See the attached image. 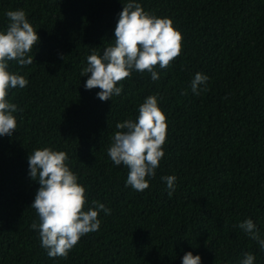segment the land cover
<instances>
[{"label":"trees","instance_id":"trees-1","mask_svg":"<svg viewBox=\"0 0 264 264\" xmlns=\"http://www.w3.org/2000/svg\"><path fill=\"white\" fill-rule=\"evenodd\" d=\"M128 0H0L6 13L22 9L40 39L33 63L9 62L25 88L9 89L17 129L0 136V264H182L191 251L201 264H241L264 250L239 225L251 218L264 238V0H136L145 11L170 17L182 33V52L171 67L133 70L109 100L84 87L87 57L114 43ZM207 91L192 92L196 73ZM90 75V74H89ZM205 87L204 85L201 86ZM157 95L166 114L165 152L149 187L126 186L128 169L107 154L116 124L135 120L139 106ZM50 147L67 164L99 212L100 228L84 235L67 259L49 257L31 207L38 181L28 156ZM175 175L169 196L161 177Z\"/></svg>","mask_w":264,"mask_h":264},{"label":"clouds","instance_id":"clouds-1","mask_svg":"<svg viewBox=\"0 0 264 264\" xmlns=\"http://www.w3.org/2000/svg\"><path fill=\"white\" fill-rule=\"evenodd\" d=\"M6 15L10 23L6 31H0V136L14 133L17 129L14 113L22 111L9 101V89H23L28 84L24 75L9 71V62L15 61L21 67L31 65L33 57L28 54L40 39L24 10H9ZM182 40V33L172 18L159 17L145 11L136 0H128L119 13L114 43L108 45L102 55L93 50L87 57V66L81 70V76H88L84 87L87 90L99 88L98 98L107 101L122 93V83L119 87L117 84L131 78L133 70L147 71L152 80H158L159 73L155 69L171 67L182 52ZM208 79L207 75L196 73L191 81L192 92L198 96L201 91H207ZM167 127L166 114L159 106L157 95L144 100L135 120L126 119L116 124L118 130L112 136L107 154L115 165L129 170L126 186L141 192L149 187L148 177H155L165 155ZM67 160L65 151L50 147L38 148L28 156L29 175L40 185L31 205L40 222H33L31 228L39 232L41 246L52 258L67 259L84 235L100 228L99 212L111 213V209L97 200L85 210L86 188L78 182ZM161 179L166 182L171 196L177 177L168 175ZM239 228L264 250V238L251 218ZM255 259V255L246 252L241 264H254ZM182 264H201V256L188 251Z\"/></svg>","mask_w":264,"mask_h":264}]
</instances>
